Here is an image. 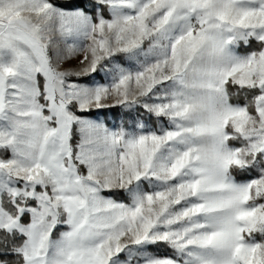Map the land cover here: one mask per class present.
<instances>
[{
  "label": "snow or ice",
  "instance_id": "snow-or-ice-1",
  "mask_svg": "<svg viewBox=\"0 0 264 264\" xmlns=\"http://www.w3.org/2000/svg\"><path fill=\"white\" fill-rule=\"evenodd\" d=\"M0 264H264V0H0Z\"/></svg>",
  "mask_w": 264,
  "mask_h": 264
}]
</instances>
